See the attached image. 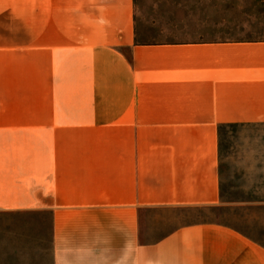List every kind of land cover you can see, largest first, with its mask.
I'll return each instance as SVG.
<instances>
[{
  "label": "crops",
  "instance_id": "crops-1",
  "mask_svg": "<svg viewBox=\"0 0 264 264\" xmlns=\"http://www.w3.org/2000/svg\"><path fill=\"white\" fill-rule=\"evenodd\" d=\"M75 1L0 36V212L35 232L0 264H264L215 221L140 241V209L220 204V129L264 123V38L139 42L134 0Z\"/></svg>",
  "mask_w": 264,
  "mask_h": 264
},
{
  "label": "rangeland",
  "instance_id": "rangeland-1",
  "mask_svg": "<svg viewBox=\"0 0 264 264\" xmlns=\"http://www.w3.org/2000/svg\"><path fill=\"white\" fill-rule=\"evenodd\" d=\"M77 5L81 2L0 0V36L34 31L36 19H66ZM134 18L139 42L192 41L213 34L220 38H264V0H134ZM219 146L220 204L140 209L142 243L155 242L198 221L228 224L264 241V123L222 127ZM32 220L0 212V243L17 239V233L34 234ZM13 225H22L13 227L17 232L14 237Z\"/></svg>",
  "mask_w": 264,
  "mask_h": 264
}]
</instances>
